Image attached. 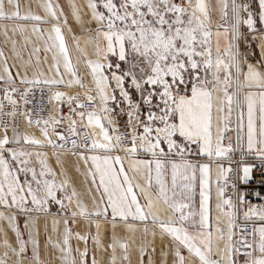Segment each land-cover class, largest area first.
<instances>
[{
  "label": "snow or ice",
  "instance_id": "6c2138e0",
  "mask_svg": "<svg viewBox=\"0 0 264 264\" xmlns=\"http://www.w3.org/2000/svg\"><path fill=\"white\" fill-rule=\"evenodd\" d=\"M69 6L77 23H83L85 7L97 23L95 36L89 38L95 59L87 58L80 38L73 37L91 70V88L78 74L79 61L73 62L62 27L68 17L58 0H40L43 14L30 7L22 11L21 0H0V21L12 22L3 24L4 35L9 30L19 33L27 44L29 31L36 34L53 60L48 69L53 75L39 67L38 57L35 65L29 59L21 66L23 72L14 73L0 50V205L7 210L0 211V222H7L18 245H12L5 231L0 264H9L10 252L16 257L11 264H28L29 244L31 264H44L37 217L32 213H48L52 202L65 212L75 204L70 218L63 220V240L55 243L62 264H89L91 234L73 233L69 227L80 217L89 226L95 225L91 239L101 252L108 251L101 240L102 223L110 219L109 264H118V247L123 250L119 259L131 264L129 243L115 234L118 221L134 230L129 220L151 221L162 235L171 237L170 252L162 251L159 264H264V203L247 199L254 195L264 201V190H240L256 179L253 169L257 167L261 169L259 183L264 185V0H258V11H253L251 0H217L215 8L208 0H86L83 6L70 0ZM213 11L226 22L215 32ZM221 37L226 41L223 47ZM242 38L256 42L259 58L254 51L240 50ZM16 44L12 40L14 50ZM30 66L35 67L31 77ZM73 86L86 90L82 95L54 91ZM37 88L42 97L47 89V106H33L30 97ZM117 107L127 115L125 128L130 131H120L114 119ZM21 116L30 128L39 129V137L20 130L17 121ZM80 127L88 130L87 137L78 131ZM228 132L235 133L234 141L226 136ZM21 145L51 146L58 150V161L59 150L64 149L82 158L99 193L92 197V206L83 202L68 179L58 180L46 152L29 151ZM85 151L94 154L86 156ZM119 152L125 155H115ZM237 152L240 158L234 160ZM140 154L145 158L137 159ZM248 156L259 165L249 163ZM33 158L41 166L39 171L32 166ZM125 160L143 183H134L125 171ZM213 164L214 217L210 203ZM241 205L244 221H251L252 226L241 228L236 239ZM18 214L25 217L24 231ZM148 231L145 227L144 232ZM73 235L85 242L83 250L73 248ZM148 251L147 245L140 247L139 264H145ZM91 264H99L95 252ZM147 264L156 262L149 256Z\"/></svg>",
  "mask_w": 264,
  "mask_h": 264
},
{
  "label": "crops",
  "instance_id": "0c3cea01",
  "mask_svg": "<svg viewBox=\"0 0 264 264\" xmlns=\"http://www.w3.org/2000/svg\"><path fill=\"white\" fill-rule=\"evenodd\" d=\"M59 4L64 8L65 14L68 17V24L62 25L66 40L69 44V47L71 49V54L73 58V62L76 63L79 61L78 69H79V75L81 76L84 84L88 86L89 88L92 87V76H91V70L86 66L85 60L86 58L83 57L75 48V40L73 37H79L80 38V45L83 48L87 49L88 57L95 59V56L93 54V45L89 42V38L95 36V30L97 28L96 21L91 19L90 11L85 7L84 8V14L82 16L83 23H77L75 19L73 18L71 14V8L69 6L70 0H58ZM75 2L79 5H86V0H75ZM211 5L213 8L217 5V0H210ZM40 0H21L22 4V11L27 10L29 7L31 8V11L36 14H43V10L39 7ZM216 13L218 11H215ZM9 24L11 25L12 22L10 21H0V50H2L5 55L8 57V63L10 66L13 67V72L15 73L16 70H20L23 72V68L21 67L25 61H28L31 59L32 65H35L37 62V57L39 58V67L45 72L46 75H53L52 72H49V65L53 63L52 60V54L50 52H47L45 50V44L44 40L40 39L36 34L31 33L29 31V42L25 44L24 36L20 35L19 33L13 34L10 30L8 33V36L6 37L3 32V24ZM41 27L47 28L49 25H41ZM69 27L72 29L71 32L68 31ZM12 40H15L17 42L16 49H13ZM253 51L255 52V55L257 58H259L260 50L256 46V42L253 44ZM39 48L40 51L37 52L36 49ZM20 53V56L18 57L16 55V52ZM252 51V52H253ZM47 58V59H46ZM3 61L2 58H0V69H2ZM35 72V67L30 66L28 70V74L31 77L32 74ZM3 85V82H0V86ZM57 90L68 92L69 94L75 95L76 93H81L86 90L85 88H80L78 86H73L71 88H65L60 87ZM1 96V92H0ZM145 158L143 154H140L137 156V159H143ZM206 162V161H205ZM125 165L127 168H125V171L128 172L129 176L133 178L134 183H143V178L140 174L134 173L129 167H128V161L125 160ZM226 166V164H225ZM212 200L210 201L212 206V215L213 217L216 214L215 210V165L213 164L212 168ZM199 201V196L197 195V203ZM86 224L88 223L87 220L83 219ZM3 224H7L6 221L0 222ZM127 223H131L135 225L134 230H129L126 226V224L122 221L117 222V227L115 229V234L117 237L121 240V242H128L129 247V257L131 264H139V258L140 253L139 249L142 245H149V251L145 254L144 260L145 264H147L148 257L151 256L153 261L156 262V264H159V261L162 258V251H169L171 249V237L167 235H162L160 233L158 225H153L151 221L148 222H142V221H132L129 220ZM36 227L39 230V241H40V258L42 261H44V264H62V261L60 259L61 253L59 252V249L55 247V243L57 241L63 240V233H64V224L63 221L60 222L57 225H54L53 222H48L46 225H43L42 223L36 222ZM145 227L149 229L147 233L144 232ZM82 228V227H81ZM87 233L91 234L90 238L88 240L87 246L89 247L90 253H89V264H91V255L93 252H95L96 259L98 260L99 264H109L110 257H111V249L108 247L111 244V236L113 233V229L111 227L110 219L107 222L102 223L101 227V240L106 248H108L107 252H101L96 249L95 244L93 243L91 236H95L96 229L95 225L89 226V223L87 224ZM2 230V227H0V258L3 257V252L5 251V248L3 246V239L5 238L4 233ZM22 230V229H21ZM47 230V231H45ZM23 231V230H22ZM45 231V232H44ZM153 231L156 233L155 236L152 235ZM77 232V230H76ZM83 233V235H86ZM9 241L12 243L14 247H17V241L14 232L10 231L7 233ZM49 237H51V242H49ZM76 239L75 235L73 237ZM72 238V240H73ZM25 239H27V234L25 233ZM73 244V241H71ZM79 247L81 250L85 247V242L77 240L75 241L73 248ZM155 248V252H152L151 249ZM185 255H187V252L185 250ZM75 254V253H74ZM117 257H118V264H128L127 261H122L119 258L123 256V250L119 247L117 248ZM27 260L28 264H31V245L28 246V252H27ZM16 257L10 252L9 253V264H11L12 260H15ZM172 256L169 255L168 260L171 261Z\"/></svg>",
  "mask_w": 264,
  "mask_h": 264
},
{
  "label": "rangeland",
  "instance_id": "374dc122",
  "mask_svg": "<svg viewBox=\"0 0 264 264\" xmlns=\"http://www.w3.org/2000/svg\"><path fill=\"white\" fill-rule=\"evenodd\" d=\"M179 2V0H177ZM208 2L211 4L210 0ZM253 5V11H258V0H251ZM212 19V31L215 32L217 30V26L221 24H226L224 20L221 19L219 12L213 11L211 14ZM258 27H261V25L258 24ZM220 31H223V28L219 29ZM245 31L246 35L250 37L251 34L247 33L246 28L242 29ZM226 41L223 37L220 38V44L221 47L225 45ZM240 50L245 53H250L253 51V44L254 42L246 41L244 38H242L240 41ZM112 59H115L113 57ZM64 109L68 110L65 106ZM31 134H35L37 137L40 136V132L35 131H26ZM3 135V129H0V137ZM9 135H11V132H9ZM22 147H26L29 151H41L47 153V162L48 165L51 167L52 170H54L57 174L58 180L68 179L71 183V185L76 189L77 193L79 194V197L83 200L84 203L88 204L89 207L92 206V197L99 196V193L95 191V185L92 183L90 175L88 174V167L89 165H86L82 158H80L78 155H73L71 151H68L67 149L59 150L60 151V157L59 161L57 159L56 152L57 149H53L51 146L44 147V148H34L32 146H25L21 145ZM86 156H91L94 153L85 151L84 153ZM115 155H121L124 156L125 154H119L115 153ZM89 164H91V161H89ZM37 168V171L40 169L39 162L33 158V165ZM125 168L127 166L125 165ZM27 179H31V174L29 173L27 175ZM25 180V175L21 173V182L23 183ZM89 189H92L91 192H89ZM50 211L48 213L44 212H33L32 216L37 217L36 222L42 223L43 225H46L48 222H53L54 220H59L62 222L64 219L70 218V212L75 209V204L73 203L72 207L68 209L67 212L61 210L58 205H56L54 202L50 203L49 205ZM0 211H7L3 208L2 205H0ZM14 211V210H13ZM18 222L20 224L21 229H23V222L25 217L22 214L17 215ZM83 217L77 218L75 223H70L69 227L72 228L73 233L79 232L81 235L87 233V224L83 220ZM82 227V228H81ZM3 232L9 233L12 230L9 228L7 224H3L2 230ZM47 231V230H45ZM44 231V232H45ZM74 237V235H73ZM72 237V238H73ZM73 241V244L77 239L71 240ZM149 247V245H147ZM185 254V253H184Z\"/></svg>",
  "mask_w": 264,
  "mask_h": 264
},
{
  "label": "built area",
  "instance_id": "2783aa9c",
  "mask_svg": "<svg viewBox=\"0 0 264 264\" xmlns=\"http://www.w3.org/2000/svg\"><path fill=\"white\" fill-rule=\"evenodd\" d=\"M57 90V89H54V91ZM35 95L30 97V99H32V102H33V106H35L36 108H40L41 106H47V89L45 88L44 89V94H43V97H42V94H41V91L39 88L35 89ZM3 95V93L1 92V96ZM49 108L51 106H48ZM10 110V108H6V111ZM63 111L65 114H67V111L66 109L63 108ZM117 115H115L114 119L118 122V127L120 129L121 132H124V131H130V129H126L125 128V125H126V122H127V115L124 114V113H120L119 112V108L117 107ZM43 115H48V112L47 111H44L42 113ZM235 117H233V121H234ZM17 123L19 124V127H20V130L21 131H35V132H39V129L35 128V127H32L30 128L26 121H24V118L21 116L18 118V121ZM231 127H234V123L233 125H231ZM78 131L81 132L82 136L84 137H87L88 135V130L85 129L84 127H80L78 128ZM226 136H232L233 137V141H234V136H235V133L234 132H228L226 133ZM78 140V143L80 142V138H76ZM90 142V141H89ZM225 145H227L228 141L225 140L224 141ZM69 147H70V142H69ZM123 152H119V154H122ZM240 156H239V152H237L234 156V160H239ZM246 159L248 160L249 163H253V164H256V165H259V161L257 159H255L254 157L252 156H248L246 157ZM225 164L227 166V161H225ZM261 171V169L259 167L257 168H254L253 169V175L254 177L256 178L253 182H250V184L248 185V187H241V191H248V192H255V191H262L264 190V185H261L259 183V175L258 173ZM247 199L253 203V204H257V203H264V201H261V200H257L254 195H249L247 197ZM243 211H244V208L243 206H239L238 208V216H237V237L236 239H239V232H240V229L241 228H244V227H248L249 230L251 229V226H252V222L249 221V222H245L244 219H243Z\"/></svg>",
  "mask_w": 264,
  "mask_h": 264
}]
</instances>
